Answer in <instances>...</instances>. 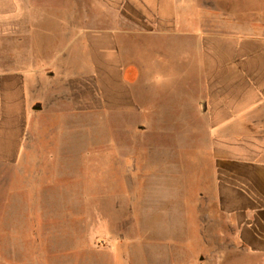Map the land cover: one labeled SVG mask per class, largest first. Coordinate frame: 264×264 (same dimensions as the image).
I'll list each match as a JSON object with an SVG mask.
<instances>
[{
  "label": "rangeland",
  "instance_id": "rangeland-1",
  "mask_svg": "<svg viewBox=\"0 0 264 264\" xmlns=\"http://www.w3.org/2000/svg\"><path fill=\"white\" fill-rule=\"evenodd\" d=\"M54 12L33 40L35 61L24 59L23 31L0 37L3 53L16 42V61H0V141L16 151L0 158V264L214 261L204 243L215 207L200 200L218 175L195 53L166 56L148 86L144 72L114 79L130 102L105 108L108 79L84 77L89 62L73 71L56 60L70 47ZM248 257L215 264H264Z\"/></svg>",
  "mask_w": 264,
  "mask_h": 264
},
{
  "label": "crops",
  "instance_id": "crops-1",
  "mask_svg": "<svg viewBox=\"0 0 264 264\" xmlns=\"http://www.w3.org/2000/svg\"><path fill=\"white\" fill-rule=\"evenodd\" d=\"M49 9L55 10L60 46L70 47L65 52L63 46L56 60L71 61L73 71L89 62L84 77L108 79L105 108L130 102L114 79L138 82L144 72L148 86L160 80L166 56L170 64L195 53L193 92L204 104L218 175L200 200L215 207L218 222L204 243L214 261L205 264L244 255L264 259V0H242V6L240 0H0V31H7L0 37L15 39L23 31L27 61L40 56L33 40ZM3 51L0 46V61H16L15 41ZM4 146L1 140L0 158L15 156Z\"/></svg>",
  "mask_w": 264,
  "mask_h": 264
},
{
  "label": "water",
  "instance_id": "water-1",
  "mask_svg": "<svg viewBox=\"0 0 264 264\" xmlns=\"http://www.w3.org/2000/svg\"><path fill=\"white\" fill-rule=\"evenodd\" d=\"M40 107V106H39Z\"/></svg>",
  "mask_w": 264,
  "mask_h": 264
}]
</instances>
